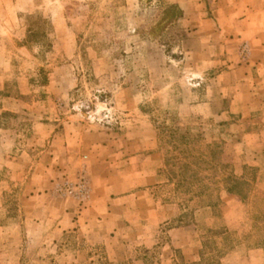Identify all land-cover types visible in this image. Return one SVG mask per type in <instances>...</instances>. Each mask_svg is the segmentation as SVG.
I'll return each mask as SVG.
<instances>
[{"label":"rangeland","instance_id":"1","mask_svg":"<svg viewBox=\"0 0 264 264\" xmlns=\"http://www.w3.org/2000/svg\"><path fill=\"white\" fill-rule=\"evenodd\" d=\"M204 2L233 52L175 0H0V264H264V0Z\"/></svg>","mask_w":264,"mask_h":264},{"label":"crops","instance_id":"2","mask_svg":"<svg viewBox=\"0 0 264 264\" xmlns=\"http://www.w3.org/2000/svg\"><path fill=\"white\" fill-rule=\"evenodd\" d=\"M175 1L182 8L184 12V21L188 24V26H194L196 28L195 37L200 39L206 36L205 37V39H207L206 45L209 48L208 52L214 53L215 50H219L218 53L220 52L222 55L233 52V49L230 48V45H232V41L230 40V37L220 39L221 36L217 32L211 35L207 34V30H210L215 19L208 18L207 15L203 12L206 6L204 0H175ZM215 18H217V16H215ZM243 21H247V19ZM218 40H220L221 43L217 42ZM198 43L201 44L200 40L198 41ZM209 44L211 45L210 47ZM243 70H246L244 66L236 70V72L234 71V74H240V72H243ZM241 74L237 76L236 79H234V85H236V91L234 97H244V95L245 97L247 96L251 97L252 95H254L253 93L251 94L250 92L254 83H250L251 81L249 80L250 78L248 75L241 76ZM263 75L262 73H260L261 78L263 77ZM254 81L256 82V79ZM239 88H241V90H239Z\"/></svg>","mask_w":264,"mask_h":264},{"label":"trees","instance_id":"3","mask_svg":"<svg viewBox=\"0 0 264 264\" xmlns=\"http://www.w3.org/2000/svg\"><path fill=\"white\" fill-rule=\"evenodd\" d=\"M181 13H182V11H181ZM234 185H233V187L231 188V190H229V193L230 194H232V193H234V191H232V189L233 188H235V187H237V186H239V185H241V184H244L245 182H244V180L243 179H235L234 180ZM238 193V192H237Z\"/></svg>","mask_w":264,"mask_h":264}]
</instances>
